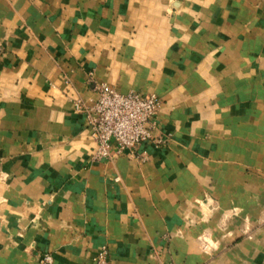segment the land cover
<instances>
[{
    "label": "crops",
    "instance_id": "crops-1",
    "mask_svg": "<svg viewBox=\"0 0 264 264\" xmlns=\"http://www.w3.org/2000/svg\"><path fill=\"white\" fill-rule=\"evenodd\" d=\"M156 94L160 145L95 160L96 84ZM264 264V0H0V264Z\"/></svg>",
    "mask_w": 264,
    "mask_h": 264
},
{
    "label": "built area",
    "instance_id": "built-area-1",
    "mask_svg": "<svg viewBox=\"0 0 264 264\" xmlns=\"http://www.w3.org/2000/svg\"><path fill=\"white\" fill-rule=\"evenodd\" d=\"M94 97L88 102H74L75 111L86 118L88 138L95 144L93 159L114 160L120 155L139 154L141 146L160 145L164 135L159 127V114L163 100L156 94L131 90L116 91L104 82L94 89ZM107 248L101 247L95 264H108ZM51 255L43 256L42 263H51Z\"/></svg>",
    "mask_w": 264,
    "mask_h": 264
}]
</instances>
